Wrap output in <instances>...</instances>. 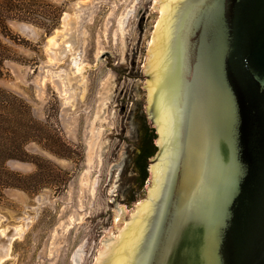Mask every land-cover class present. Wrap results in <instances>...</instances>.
<instances>
[{"label":"water","instance_id":"95a60500","mask_svg":"<svg viewBox=\"0 0 264 264\" xmlns=\"http://www.w3.org/2000/svg\"><path fill=\"white\" fill-rule=\"evenodd\" d=\"M19 32L32 25L11 21ZM93 264H264V0H155ZM155 128L132 195L136 123ZM11 162V161H10ZM16 232H0V261Z\"/></svg>","mask_w":264,"mask_h":264},{"label":"rangeland","instance_id":"374dc122","mask_svg":"<svg viewBox=\"0 0 264 264\" xmlns=\"http://www.w3.org/2000/svg\"><path fill=\"white\" fill-rule=\"evenodd\" d=\"M52 1L64 12L49 34L33 26L26 36L9 22L27 43L8 45L26 64L5 62L0 86L26 101L43 132L26 147L39 170L8 163L28 178V190L4 191L0 232L16 237L0 264H93L96 241L115 219L114 160L118 143L129 140L155 0Z\"/></svg>","mask_w":264,"mask_h":264},{"label":"trees","instance_id":"16d2710c","mask_svg":"<svg viewBox=\"0 0 264 264\" xmlns=\"http://www.w3.org/2000/svg\"><path fill=\"white\" fill-rule=\"evenodd\" d=\"M63 12L52 0H0V79L5 75V62L26 64L8 45L27 43L12 32L9 22H25L49 34L58 27ZM42 132L26 101L0 86V202L7 189L28 190L25 183L28 178L9 169L8 163L31 162L39 170L38 158L30 155L26 147L30 143L39 144ZM39 188L38 185L31 187L34 192Z\"/></svg>","mask_w":264,"mask_h":264},{"label":"flooded vegetation","instance_id":"af4514ba","mask_svg":"<svg viewBox=\"0 0 264 264\" xmlns=\"http://www.w3.org/2000/svg\"><path fill=\"white\" fill-rule=\"evenodd\" d=\"M136 124L137 127L134 128L135 138L130 143V146H134V155L130 159L132 161L134 172V187L132 195H134L137 190L143 188L144 183L148 181L147 172L149 162L156 151L155 128L146 121V118Z\"/></svg>","mask_w":264,"mask_h":264},{"label":"bare ground","instance_id":"6f19581e","mask_svg":"<svg viewBox=\"0 0 264 264\" xmlns=\"http://www.w3.org/2000/svg\"><path fill=\"white\" fill-rule=\"evenodd\" d=\"M154 2H155V1H154ZM84 69H85V67L82 66V67L78 68V72L81 73ZM81 74H82V73H81ZM104 104H105V103H104ZM104 104H103V106H104ZM102 112H103V111H102ZM0 263H1V261H0Z\"/></svg>","mask_w":264,"mask_h":264}]
</instances>
